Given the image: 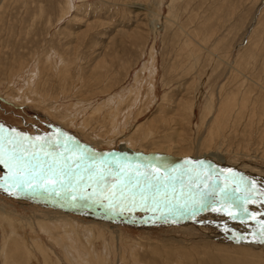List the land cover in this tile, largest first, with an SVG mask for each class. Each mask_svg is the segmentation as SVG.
<instances>
[{"label": "rangeland", "instance_id": "374dc122", "mask_svg": "<svg viewBox=\"0 0 264 264\" xmlns=\"http://www.w3.org/2000/svg\"><path fill=\"white\" fill-rule=\"evenodd\" d=\"M0 146V264H264V0H0Z\"/></svg>", "mask_w": 264, "mask_h": 264}, {"label": "bare ground", "instance_id": "6f19581e", "mask_svg": "<svg viewBox=\"0 0 264 264\" xmlns=\"http://www.w3.org/2000/svg\"><path fill=\"white\" fill-rule=\"evenodd\" d=\"M130 146V145H129ZM131 147V146H130ZM134 147V146H133ZM126 149H129V147H125V150ZM54 155H52L51 156V158L53 159V158H56L57 156L55 155L54 157H53ZM59 157V156H58ZM46 158H47V156H46ZM46 158H45V160H46ZM66 159V158H65ZM68 159V158H67ZM55 160V159H54ZM76 160V159H75ZM35 161V160H34ZM61 162V161H60ZM11 164V163H10ZM28 166H30L29 164H28ZM34 167V166H33ZM17 171V170H16ZM188 172V171H187ZM188 174H189V172H188ZM185 175V174H184ZM160 176V175H159ZM174 176V175H173ZM162 177V176H161ZM146 179V178H145ZM174 180V179H173ZM176 181V180H175ZM217 181V180H216ZM162 182V181H161ZM39 183V182H38ZM176 183V182H175ZM136 185V184H135ZM135 187V186H134ZM225 187V186H224ZM127 189V188H126ZM164 191H162V193H163ZM166 192V191H165ZM232 192V191H231ZM164 194V193H163ZM166 194H168V193H166ZM234 194V193H233ZM255 194V193H254ZM228 199H230V198H228ZM241 199H242V197H241ZM233 201V200H232ZM242 201H243V199H242ZM242 201H239V203L240 202H242ZM245 201V200H244ZM237 202V201H236ZM228 203V202H227ZM226 203V204H227ZM246 203V202H245ZM224 204V203H223ZM225 204V205H226ZM230 204V203H229ZM241 204V203H240ZM240 204H232L233 206H235L234 208L235 209H237V210H240L239 208H242V207H240L239 205ZM231 205V204H230ZM249 205V204H248ZM251 205V204H250ZM232 206V207H233ZM242 206V205H241ZM232 207H231V210L233 211V209H232ZM248 207H251V206H248ZM261 207V206H260ZM254 208V207H253ZM1 209V208H0ZM224 209V208H223ZM235 209H234V211H235ZM244 209V208H243ZM230 210V211H231ZM3 211V210H2ZM236 212V211H235ZM235 214H237V212L235 213ZM231 215H233V214H231ZM238 217V216H237ZM54 219V221H56V222H52L53 224L55 223V224H58L59 223V221L58 220H56L55 218H53ZM60 219V218H59ZM65 221V220H64ZM67 221V220H66ZM47 222H49V221H47ZM68 222V221H67ZM43 223H45V222H43ZM51 223V224H52ZM65 223L66 222H64V225H65ZM70 223H72V222H70ZM76 223V222H75ZM62 224V223H61ZM68 224V223H67ZM74 224V223H73ZM73 224H71V225H73ZM59 225V224H58ZM40 226H41V224H40ZM44 227V226H43ZM65 227V226H64ZM50 228V227H49ZM53 227H51V229H52ZM67 229H69V226H68V228ZM44 230H46V229H44ZM81 230V229H80ZM71 231L73 232V235L75 234L74 233V231L72 230V228H71ZM82 231V230H81ZM14 233H13V235L14 234H16V232L15 231H13ZM57 233V232H56ZM82 233H83V231H82ZM50 234V233H49ZM51 234H53L52 232H51ZM89 235V234H88ZM98 235V234H97ZM52 238H53V236H51ZM66 237V236H65ZM76 238V237H75ZM77 239V238H76ZM89 239V238H88ZM98 239V238H97ZM58 240V239H57ZM59 240H61V239H59ZM58 240V241H59ZM70 240V239H69ZM73 240H74V238H73ZM72 240H70V242H71ZM78 241V240H77ZM75 242V240L74 241H72V242H74V244L72 243V245H73V247H75L74 245H75V243H77V245H78V242ZM178 243H180V244H183V242H180V241H178ZM209 243V242H208ZM59 244H61V243H59ZM90 244V243H89ZM193 245V244H192ZM70 246V245H69ZM175 246V245H174ZM180 245L178 244V247H175L177 250H175V248L173 249V250H175L176 252L178 251V249L180 248L179 247ZM17 247V246H16ZM67 248H68V242H67ZM67 248H65V249H67ZM74 249V248H73ZM67 250H69V249H67ZM67 250H66V252H67ZM70 251H71V248H70V250H69V253H67L66 254V256L68 257V260H71L72 262L74 261V262H76V258H77V256H76V253H78L79 254V252H81V249H79V247H75V249H74V251H72L73 252V254L72 253H70ZM69 254V255H68ZM76 256V257H75ZM82 258V257H81ZM74 259V260H73ZM80 260V259H79ZM82 260V262L83 261H85V260H83V259H81ZM70 261V262H71ZM77 263V262H76ZM81 263V262H80ZM85 263V262H84ZM82 264V263H81ZM86 264V263H85ZM89 264V263H88Z\"/></svg>", "mask_w": 264, "mask_h": 264}, {"label": "snow or ice", "instance_id": "6c2138e0", "mask_svg": "<svg viewBox=\"0 0 264 264\" xmlns=\"http://www.w3.org/2000/svg\"><path fill=\"white\" fill-rule=\"evenodd\" d=\"M4 161L2 159H0V163H3Z\"/></svg>", "mask_w": 264, "mask_h": 264}, {"label": "water", "instance_id": "95a60500", "mask_svg": "<svg viewBox=\"0 0 264 264\" xmlns=\"http://www.w3.org/2000/svg\"><path fill=\"white\" fill-rule=\"evenodd\" d=\"M0 149H3L2 147H0Z\"/></svg>", "mask_w": 264, "mask_h": 264}]
</instances>
